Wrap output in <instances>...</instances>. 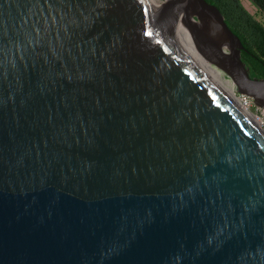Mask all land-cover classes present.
Listing matches in <instances>:
<instances>
[{"label":"water","instance_id":"95a60500","mask_svg":"<svg viewBox=\"0 0 264 264\" xmlns=\"http://www.w3.org/2000/svg\"><path fill=\"white\" fill-rule=\"evenodd\" d=\"M164 2L0 0V264H264V134L168 16L260 107L264 77Z\"/></svg>","mask_w":264,"mask_h":264},{"label":"trees","instance_id":"16d2710c","mask_svg":"<svg viewBox=\"0 0 264 264\" xmlns=\"http://www.w3.org/2000/svg\"><path fill=\"white\" fill-rule=\"evenodd\" d=\"M215 4L229 28L240 38L241 59L251 77H264V22L249 13L239 0H206ZM264 21V0H249Z\"/></svg>","mask_w":264,"mask_h":264},{"label":"bare ground","instance_id":"6f19581e","mask_svg":"<svg viewBox=\"0 0 264 264\" xmlns=\"http://www.w3.org/2000/svg\"><path fill=\"white\" fill-rule=\"evenodd\" d=\"M171 18L179 25V27L181 28V31L182 33H185L187 35L188 32L187 30L185 29V27L182 25L183 21L181 19H179L175 14H171L170 15ZM170 24H172L170 22ZM174 25L172 24V29H173V32H174V35L176 37V39L183 45V47L196 59V61L204 68V70L213 78V80L222 88V90L230 97L233 99V101H235V103L237 105L238 104V101L237 99L234 98L233 96V89H234V86L231 82V80L227 77H224L225 78V81L227 82L226 84L222 81L220 75L218 73H215L213 68L209 67L207 65V62L195 49V47L189 42L187 41L182 35L178 34L176 32V30L174 29ZM178 29V28H177ZM221 71V70H220ZM222 72V71H221ZM240 106V105H239ZM243 113L253 122V124L257 126V123L255 122V120L253 119V117L251 116V114L249 112H247L246 110L242 109Z\"/></svg>","mask_w":264,"mask_h":264},{"label":"rangeland","instance_id":"374dc122","mask_svg":"<svg viewBox=\"0 0 264 264\" xmlns=\"http://www.w3.org/2000/svg\"><path fill=\"white\" fill-rule=\"evenodd\" d=\"M159 11L164 12L165 13V2L164 0H149ZM241 2V4L244 6V8L251 13L257 20L259 21H263V18L261 17V15L257 12V9L251 4V2L249 0H239ZM185 15V19L188 23L190 24H197V19L190 14L189 12L185 11L184 12ZM168 21L171 22L175 27L174 29L176 30V32L180 35H182L187 41H189L192 45V41L189 35L182 33L183 31L181 30V28L179 27V25L171 18V16H168ZM178 28V29H177ZM182 31V32H181ZM207 63V65L211 68H213L215 73H218L222 79V81L226 84L227 82L225 81V78H227V75L222 71H220V69H218L217 67H215L214 65Z\"/></svg>","mask_w":264,"mask_h":264},{"label":"built area","instance_id":"2783aa9c","mask_svg":"<svg viewBox=\"0 0 264 264\" xmlns=\"http://www.w3.org/2000/svg\"><path fill=\"white\" fill-rule=\"evenodd\" d=\"M233 96L237 99L240 107L251 114L258 129L264 134V107L257 106L251 97L244 94H239L233 89Z\"/></svg>","mask_w":264,"mask_h":264}]
</instances>
